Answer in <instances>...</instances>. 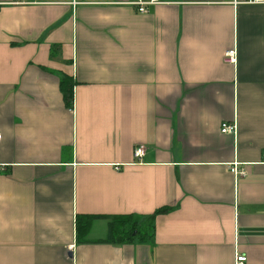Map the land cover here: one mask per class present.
Returning <instances> with one entry per match:
<instances>
[{
	"label": "crops",
	"instance_id": "1",
	"mask_svg": "<svg viewBox=\"0 0 264 264\" xmlns=\"http://www.w3.org/2000/svg\"><path fill=\"white\" fill-rule=\"evenodd\" d=\"M133 1L0 0V264H264V2Z\"/></svg>",
	"mask_w": 264,
	"mask_h": 264
},
{
	"label": "trees",
	"instance_id": "2",
	"mask_svg": "<svg viewBox=\"0 0 264 264\" xmlns=\"http://www.w3.org/2000/svg\"><path fill=\"white\" fill-rule=\"evenodd\" d=\"M63 95L67 105L71 104L72 87L71 85L61 86ZM167 208H160L154 212L150 217L135 218L133 214L118 215L109 217L108 222V238L107 241H117L118 243L137 239L139 241H146L151 237L152 220L158 213H164Z\"/></svg>",
	"mask_w": 264,
	"mask_h": 264
},
{
	"label": "built area",
	"instance_id": "3",
	"mask_svg": "<svg viewBox=\"0 0 264 264\" xmlns=\"http://www.w3.org/2000/svg\"><path fill=\"white\" fill-rule=\"evenodd\" d=\"M28 0H16V3H26ZM246 3L250 4H257L262 3L264 0H244ZM159 3V0H135L131 2L132 5L136 7L137 12L139 13H146L148 11V7L152 5H156ZM226 60L229 62H234L236 59V50L234 48H231L225 52ZM236 131V125L234 122H223L221 124V132L222 133H235ZM0 140H1V133H0ZM143 147L137 146L134 149V156L137 159H140V157L143 155ZM246 261V256L243 254H237L235 258L236 264H244Z\"/></svg>",
	"mask_w": 264,
	"mask_h": 264
}]
</instances>
